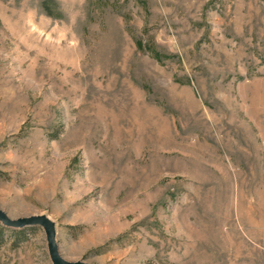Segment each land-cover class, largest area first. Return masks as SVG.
I'll return each mask as SVG.
<instances>
[{"label":"rangeland","instance_id":"obj_1","mask_svg":"<svg viewBox=\"0 0 264 264\" xmlns=\"http://www.w3.org/2000/svg\"><path fill=\"white\" fill-rule=\"evenodd\" d=\"M0 211L68 263L264 264V0H0Z\"/></svg>","mask_w":264,"mask_h":264},{"label":"water","instance_id":"obj_2","mask_svg":"<svg viewBox=\"0 0 264 264\" xmlns=\"http://www.w3.org/2000/svg\"><path fill=\"white\" fill-rule=\"evenodd\" d=\"M0 223L2 226L9 229H22L25 227H40L45 232L47 247L49 250L50 257L52 259L53 264H82L80 262L77 263H68L63 261L57 252V246L55 241V226L52 222L47 219V217L43 216H32L28 218H22L17 220H12L8 218L2 211H0Z\"/></svg>","mask_w":264,"mask_h":264},{"label":"bare ground","instance_id":"obj_3","mask_svg":"<svg viewBox=\"0 0 264 264\" xmlns=\"http://www.w3.org/2000/svg\"><path fill=\"white\" fill-rule=\"evenodd\" d=\"M48 219V218H47ZM52 222V221H51ZM52 224H54L53 222H52ZM54 226H55V224H54Z\"/></svg>","mask_w":264,"mask_h":264}]
</instances>
